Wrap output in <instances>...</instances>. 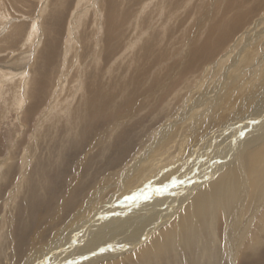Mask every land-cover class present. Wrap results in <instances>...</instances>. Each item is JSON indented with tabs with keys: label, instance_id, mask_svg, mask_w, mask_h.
<instances>
[{
	"label": "rangeland",
	"instance_id": "1",
	"mask_svg": "<svg viewBox=\"0 0 264 264\" xmlns=\"http://www.w3.org/2000/svg\"><path fill=\"white\" fill-rule=\"evenodd\" d=\"M163 1L166 0H0L1 254L5 249L15 251L14 245L17 246V238L23 230L28 233L21 245L26 244L28 248L31 235L47 225L42 224L39 229L38 221L45 223L55 208L70 201L65 208L67 211L60 215V223L65 226L72 215L80 214L79 210H83L80 206L94 188L98 190L99 181L125 170L140 152L145 156L149 153L150 157L152 146L157 147L160 139L158 144L167 147L181 144V151L178 149L177 153L175 149L169 158L162 156L159 164H150L149 170L139 176L136 183L127 185L122 193H116L117 184L110 185L114 183L110 180L107 196L101 197L106 203L107 209H104H111L109 213H119L121 209L129 210V214L137 211L129 218L145 214L147 210L167 213L178 205L179 199L188 197L185 195L191 186L206 179L210 166L217 171L225 159H229L246 133L249 132L248 138L256 131L264 133V123L251 128L245 126L246 120L232 121L238 115L250 117L252 105H248L249 101L244 104L243 99L252 102V92L264 81V41L253 46L254 62L248 65L241 62L244 43L234 45V40L242 32H249L248 25L257 19L261 21L255 32L264 31V0H168L165 5ZM235 52L241 53L238 65L232 58L221 66L216 64L225 54ZM256 63L258 73L253 67ZM230 67L236 68L226 76ZM226 78L229 84L231 80L238 81L232 91H239L223 104L219 91L220 86L226 84ZM200 82H203L202 87L195 89ZM202 92L208 93H203L202 98L209 95L211 99L199 108L196 99ZM51 104L54 108L58 106L60 113L54 112L50 120H46L44 110ZM192 106L196 108L191 110ZM196 110L203 111L196 113ZM188 112H193L190 123H186L182 115ZM230 117L233 119L228 120ZM174 121L178 124L173 125ZM229 127L231 130L226 135L219 134ZM175 130L178 134H174ZM196 132L201 135L199 138ZM192 141L198 145L192 148ZM189 146L193 154L183 162ZM245 147L241 153L250 149ZM260 153L244 161L242 175L249 188L242 211L244 221L239 225L244 228L240 242L236 239L237 231L236 238L233 237L238 246L233 248L234 264H264V227H261L264 207L251 218L255 211V181L264 177V152ZM22 156L28 162L23 171ZM137 162L139 160L130 166ZM227 163L235 161L231 159ZM179 166L190 167L191 171L185 173L186 178L175 180ZM222 168H227L226 164ZM259 168L253 178L252 171ZM112 178L118 182L124 180L123 176ZM23 179H29L26 191ZM115 193L118 197L109 202V197ZM7 199L12 200L11 203ZM75 207L80 208L77 211ZM219 215L216 218L218 236L223 234L225 226ZM91 233L95 235L94 231ZM40 234L43 244L52 238L50 230ZM250 234L257 240L258 248H249ZM68 239L67 248L73 250L69 255L78 261L90 255L79 254L81 250L77 249L84 242L81 237L76 243L72 242V237ZM109 248L108 245L94 247L92 254L97 256L95 258L103 257L108 255ZM110 252L113 254L115 250ZM10 255L6 253L5 264L9 258L11 261L7 264H23L28 257L21 262L22 256ZM243 255L246 257L242 258ZM119 259L115 258V263L123 264ZM78 261L70 262L68 258L63 264H78Z\"/></svg>",
	"mask_w": 264,
	"mask_h": 264
},
{
	"label": "bare ground",
	"instance_id": "2",
	"mask_svg": "<svg viewBox=\"0 0 264 264\" xmlns=\"http://www.w3.org/2000/svg\"><path fill=\"white\" fill-rule=\"evenodd\" d=\"M166 1H168V0H166ZM166 1H163V3L165 2L164 5L168 4ZM227 4H229V2ZM215 9H213V11ZM260 21H261L260 19H257V22L253 21V23L251 25H248L249 26L248 27L249 32H246V33L242 32V34L239 33L240 37L238 36L237 39L234 38L235 39L234 45L239 44L241 42L244 43V47H242L243 54H242V58H241V62L243 60L244 65H248V64L252 63L251 62V61H253L252 48L254 49V47H257L256 44L259 41H262V40L264 41V31H262L261 33L255 32L256 28L259 26ZM240 23H242V22H240ZM139 24L142 25L141 23H139ZM143 26H145V25H143ZM212 27H215V26H212ZM222 28H225V27H222ZM141 29H142V27H141ZM242 31H243V29H242ZM181 35H183V34H181ZM155 38H154V40H157V38L156 39ZM196 39H197V37H196ZM249 44H252V45H249ZM110 45H111V43H110ZM248 47H250V48H248ZM239 54L241 55V53H239V52H237V54L235 52L233 55L229 54L228 56H226L227 54H225L224 56H222V58L220 60H218V62L216 64L221 66L222 64H224L225 61H228L230 58H232L233 60L235 59L234 63H236V65H238L239 64L238 59L240 58V57L238 58ZM250 54H251V56H249ZM263 57H264V54H263ZM186 59H187V57H186ZM258 59H260V57ZM249 62H251V63H249ZM256 62H257V60H256ZM181 65H179V66H181ZM190 66H192V64ZM213 66L215 68V65H213ZM216 67H218V66H216ZM253 67H256L255 73H258L259 64L256 63V64H254ZM235 68L236 67H234L233 69L231 68L229 73L226 74V76L233 73V70ZM241 74H243V73H241ZM222 76H225V74L224 75L222 74ZM251 77L253 79H257V78H255L256 76H251ZM248 78H250V76ZM224 82L226 84L220 86V91H219V93L221 92L220 95H222L221 99H219V100H220V103L222 102L223 104L227 103L228 100L231 97H233V94H236L239 91V90H235V89L232 91V89L236 85V82H238V81L231 80V82H230L231 84H229L227 82V78H226ZM251 82L252 81H250V83ZM244 83H242V86H244L243 85ZM202 85H203V82H200L199 84H197V86H195V89L201 88ZM226 85H228V86H226ZM248 85H250V84H248ZM252 85H254V84H252ZM61 86L63 87V85H61ZM197 92L198 91H196V93ZM203 93H207V92H202L201 95H199L196 99L197 103L200 105L199 108H203L205 106V105L203 106V104H206V102H209L211 99V96H209V95L206 97L203 96V98H202ZM249 95H250V93H249ZM252 95H253L252 96L253 97L252 102L250 100H247L248 98L244 97L245 99H243L244 104L248 103L247 101H249L250 103L248 105H250V106L252 105V107L249 110L250 112H252L250 117L242 118L238 115V118H236V116H234V119L232 117H230L228 120L233 119L232 120L233 123L246 120L245 126L246 127L250 126L251 128L252 127H259L260 124L263 125V123H264V81H263V83H261V86H259L258 89H255V91L252 92ZM54 98H56V97H54ZM53 100H54V102L56 101V99H53ZM203 101H205V102L203 103ZM237 102H239V101H237ZM49 104H50V102H49ZM195 108L196 107H193L191 110H193ZM236 108H238V107H236ZM58 109H59L58 106H56L54 108L52 106V104L50 106L46 107V109L44 110V114H45L44 118H46V120H50L48 118L51 115H53L54 112L60 113L58 111ZM245 109H246V107H245ZM238 110H239V108H238ZM199 111L202 112L203 110H196V113ZM192 114H193V112H191V113L188 112V113L182 114V115H184L183 119H186V123L191 122L190 118H193ZM222 115L224 116V114H222ZM229 115H231V114H229ZM232 115H234V114H232ZM180 119H181V117H180ZM225 122H229V121L225 120ZM174 123L178 124V122L174 121L173 125H174ZM57 126H58V124H57ZM187 126L188 125H186L184 127H187ZM170 127H171V125H170ZM178 127H181V125L180 126L178 125ZM38 128H40V127L38 126ZM170 129L171 128H169L168 130H170ZM232 129H233V127H232ZM176 130H175L174 134H178V133H176ZM229 130H231L230 127L225 128L222 130V132H219V134H221V135L225 134L226 135V133ZM38 131H40V130H38ZM179 131H180V129H179ZM196 133H198V132H196ZM198 134L195 135V136H197V138H199L201 136L200 134L199 135ZM186 135H188V134H186ZM248 135H249V132H248V134L246 133L244 135L246 138H244L240 143L237 144L234 151L232 152L233 154L231 153L232 155H229L230 156L229 159H225L226 162L221 164L222 166L226 164L227 168L223 169L222 166H220V168L216 171V169L213 170V168H211V166H210V168L207 167L208 169L206 170V173H205V174H207L205 176L206 179L203 180L200 178L201 180H199V182H197L196 185L191 186L192 188H190L189 192H187V194L185 195L188 197H186V198L183 197L182 199H179L178 205L176 207L170 206L171 208L168 209L167 213H161V212L148 211L147 210L145 212V214L135 215L132 218H129V217L131 216V214L133 215L137 211H135L133 213L130 212V214H129V212H128L129 210L121 209V210H118L119 213H112V212L109 213V211L111 209L106 210L107 209L105 206L106 203L104 201H101V197L102 198L105 197L104 195H106V190L108 189V187L110 185L117 184L116 193H118V192L122 193V191L123 192L126 191V190H124V188L127 187V185L132 184L134 181L136 183L139 176H142L146 170H149L148 168H150L149 167L150 164H152L153 166H154L155 162H156V164H159L160 163L159 161L161 159H163L162 156L169 158L171 156L170 153L173 154L175 152V149L177 150V153H178V151L180 150L179 148L182 147L181 144H179V143H177V144L173 143L167 147L166 145L158 144V143H160L159 141H161L162 139L158 140V142L156 143L157 147L152 146L153 152L150 155V157L148 156L149 153H148V155L146 153L147 156H145V155L141 154L142 152H140V154H137L138 158L136 159V156H137L136 155L134 158H132V161L130 162V164H133V162L136 160H139V162H137L131 166L129 164V166L125 167L126 168L125 170L119 171L118 173L116 172L115 176H109V177H106L105 179L99 181L100 182L99 186H97L98 190L94 191L95 190V188H94V190L92 192H90L85 204L80 206L81 209H83V210H79V212H80L79 215L82 217V219L84 221L81 220L79 215L75 214V215H72L70 217L69 222L65 226H62V224L60 223V215L63 212L67 211L65 208H68V203L70 202L69 201L67 203V201H66V203L64 204V202H65L64 201L59 207L55 208L56 210L54 209V211L52 213V217L50 216V219L48 218V220L44 221L45 223L41 222V220L38 221L37 225H38L39 229H40V227L43 226L42 224H47V225H44L42 231H40V232L35 231L31 235L32 238L28 243L29 244L28 248H26V244L23 246L21 245L23 242L22 239L24 238V235L27 232V230H23L20 233L19 237L17 238L19 240H17V242H18L17 246L15 247V245H14L15 251H11L9 249L8 250L9 252H6V249H5L2 252L3 254H1V248H0V264H5L4 258L6 259V253H11V255H12V253H14V255H12V256H16V257L22 256L21 259L19 258L20 259L19 261H21V262H22L23 258L28 256L26 261L23 264H63L64 261H67L68 258H69L70 262H77L78 258L74 257L73 255H69V254H73V250H71L70 248H67L68 242L70 241V239H68V238H71V237H72L73 243L79 242L78 240H81L80 237L84 240L82 245H80L81 246L80 249H77V250H81V251H79V254L85 253V252L87 254H90L87 257L84 256V257L80 258V260L78 261L79 262L78 264H116L115 262H117V261L115 260V258H117V257L120 258L119 262H122L123 264H234V260H235L236 256H235V254L233 255V248L236 246V241L233 239V237L235 236V232L237 231V235H239V237L236 238V236H235V238L238 239L240 242V238L242 235L241 230H243L244 228L239 227V225L241 224V222L243 223V221H244V220H242V217H243L242 211H243V205H244L245 200H246L245 197L247 196L248 188H249L248 183H247V179H243V175H242V173H244V171H245V162L244 161H246V157L250 158V156L251 157L256 156L257 152H259V153L264 152V133H261V130H260V131H256V133H254L250 138H248ZM156 138H157V136L155 137V140H156ZM216 138H218V137H216ZM183 139H184V137H183ZM258 139H259V141H258ZM201 140H204V139H201ZM194 141H192V145H191L192 148L195 147L194 145H196V143ZM202 142H204V141H202ZM197 145H198V143H197ZM164 146H166V147H164ZM245 146L250 147V149H248L250 151L247 152L248 151L247 150V151H244L241 153V151L244 148H246ZM191 147L190 146L188 147L187 155L184 156L181 161L184 162V160H185L184 158L187 157V159H188L189 158L188 156L191 157V155H190V153H192ZM150 150H152V149H150ZM150 150H149V152H150ZM211 152H214V150H211ZM162 153H163V155H162ZM158 154H160L161 158H159L160 156ZM181 154L183 155L184 153L181 152ZM246 154L248 156H246ZM168 155H170V156H168ZM179 156H180V154H179ZM200 158H201V156H200ZM210 158L212 159V157H210ZM223 158H224V156H223ZM231 159H232V161H235V163H227ZM196 160H197V157H196ZM178 161H180V160H178ZM187 161H186V163H187ZM189 161H190V159H189ZM21 162H22V166H23L22 167V171H23V169L26 168L25 166L28 164L25 156L21 157ZM180 163H182V162H180ZM185 165H187V164H185ZM185 165H182V166L185 167ZM201 166H203V165H201ZM0 167H1V165H0ZM176 170H177L178 178L175 180H180V179H183L185 176L187 177V175L185 173H187L188 170L191 171V168L190 167L183 168V167L179 166L178 168H176ZM258 170H260V168L254 169L252 171V172H254V173H252L253 178H256V172ZM203 171H204V169H203ZM173 172L174 171H172V173ZM192 172H194V171H192ZM210 173H212V174H210ZM112 174H114V173H112ZM166 175H167V173L164 174V177ZM169 175L170 174H168V176ZM171 175H173V174H171ZM122 176H123L124 180H121L119 182L116 181L117 179H114V178L111 179V177H117L118 178V177H122ZM110 180H113L114 183L107 185V184H109ZM144 180H145V178H144ZM130 181H131V183H130ZM22 182L25 185L24 191H26L27 186H29V184H28L29 179H26V180L23 179ZM178 182H180V181H177L176 183L179 184ZM255 182L257 184L256 185L257 188L254 191L255 211H252V212H254V214L251 216L252 219L255 218V216L260 211L261 207H264V177L261 178V180H257ZM147 183H149V181ZM174 184H175V182L173 183V185ZM140 185H142V183ZM175 187H176V185H175ZM19 193L21 194V191L19 192V190H18V194ZM23 193H25V192H23ZM116 193L114 194V196L109 197V198H111L109 200V202L113 198L118 197V195ZM177 195L178 194H176V196ZM17 196L19 197V195H17ZM156 197H159V195ZM11 201H9V202L11 203ZM15 203H16V201H15ZM63 204H64V208H63ZM80 207H75L74 209H77V211H78V209ZM104 208H106V209H104ZM101 209H104V210H101ZM146 209H147V207H146ZM160 213H161V215H160ZM157 214H158V216H157ZM219 214L222 215L221 217L224 219L225 226L223 228V230H224L223 234L218 236L216 233V218ZM261 214H264V208H263V211ZM260 218H261V216H260ZM52 219H54V220H52ZM55 221H56V223H55ZM262 221H264V217H263ZM35 222H37V221H35ZM35 224H34V226H35ZM260 224L261 223H259V226H260ZM236 226H237V228H236ZM261 227L262 228L264 227V222H262ZM25 228H27V225ZM235 228H236V230H235ZM245 228H247V227H245ZM95 229H97V230H95ZM49 230L51 231L52 238L51 239L49 238L50 240L47 242L44 241V244H43L42 243L43 237H42V234H40V233H47ZM260 230H261V228H260ZM92 231H94V233H95L94 236L91 233ZM76 233H78V234L76 235ZM251 234L249 237V239L250 238L251 239L248 241V244L251 241L249 248H253V247L258 248L259 245L256 246V243H255V241L257 242V240H255V238L253 237L254 235L251 237ZM248 235L249 234H247V236ZM44 237H45V235H44ZM50 237H51V235H50ZM218 237H221V241H220V238L218 239ZM9 240H10V238H9ZM15 242H16V240H15ZM72 242H70V243H72ZM107 245L110 247L109 248L110 250L107 251L108 255L104 254V256H103L101 253V255L103 257L95 258L97 256L92 254V251H93L92 249L94 247H97V246L100 247V246H107ZM236 247H238V246H236ZM16 248L18 250H16ZM20 249H21V251H20V253H18ZM114 250H115V253L111 254L112 252H110V251H114ZM101 251H103V250H101ZM27 252H28V254L26 255ZM247 252H249V251H247ZM258 254H259V252H258ZM60 256L61 257L64 256V258L62 260H60V258H61ZM114 256H115V258H114ZM245 257L246 256L243 255L242 258H245ZM107 258H109V259H107ZM6 261L8 263L9 261H11V259L9 258Z\"/></svg>",
	"mask_w": 264,
	"mask_h": 264
}]
</instances>
